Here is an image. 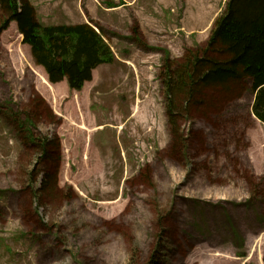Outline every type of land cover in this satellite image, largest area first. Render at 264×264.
Returning a JSON list of instances; mask_svg holds the SVG:
<instances>
[{
    "label": "rangeland",
    "instance_id": "rangeland-1",
    "mask_svg": "<svg viewBox=\"0 0 264 264\" xmlns=\"http://www.w3.org/2000/svg\"><path fill=\"white\" fill-rule=\"evenodd\" d=\"M31 2L57 26L77 1ZM151 33L102 32L121 54L113 83L79 92L49 82L15 24L0 34V264H264V123L249 84L178 95L171 115L165 56L199 46Z\"/></svg>",
    "mask_w": 264,
    "mask_h": 264
},
{
    "label": "trees",
    "instance_id": "trees-1",
    "mask_svg": "<svg viewBox=\"0 0 264 264\" xmlns=\"http://www.w3.org/2000/svg\"><path fill=\"white\" fill-rule=\"evenodd\" d=\"M124 1L110 0L107 5L114 8ZM12 22L23 36V44L30 46L36 63L45 69L49 82L66 80L71 91H81L92 81L97 67L116 60L98 24L45 26L31 0H0V34ZM134 34H138L137 29ZM189 51L178 61L168 53L165 56L162 85L170 97L168 113L173 115L178 95L193 98L201 90L229 91L231 83L245 82L253 95V115L264 123V0H227L206 48ZM26 124L31 125L28 120ZM55 140L45 139L43 155L49 154L53 143L61 147L60 139Z\"/></svg>",
    "mask_w": 264,
    "mask_h": 264
},
{
    "label": "crops",
    "instance_id": "crops-1",
    "mask_svg": "<svg viewBox=\"0 0 264 264\" xmlns=\"http://www.w3.org/2000/svg\"><path fill=\"white\" fill-rule=\"evenodd\" d=\"M76 1V7L73 8V16L68 20L61 21V25H74L89 22L83 10V6H85L87 9L89 7V15L91 16L92 14L95 16V20H93L98 22L103 29V33L106 35H117L118 37L128 39L132 35L135 36L134 30L137 29L151 44L149 37L153 36L151 33L153 26L162 28L167 33H176L182 38L191 40V43L193 41V44L205 48L206 43L203 37L206 38L211 35L213 24L217 17L223 12L227 0H125L123 5L112 9L101 8V10L98 9L100 6L96 4V0H92L95 5L91 3L87 5L88 7L84 3L85 0ZM107 38L109 40L108 35ZM191 38H193V40ZM119 42H121L120 39L118 40V43ZM112 44L117 46L115 39H112L110 45L116 54L117 59L115 63H117L121 61V57L118 56V54L121 55L120 50L116 52ZM26 49L29 51L28 47H26ZM179 55L181 56V54ZM106 66L112 65L103 64L94 70L93 80L88 83V85L92 84V86H90L92 90H101L113 83L109 82V80H113V78H107L108 72L112 70ZM97 77L101 78L103 81L98 82ZM58 92L60 95V90H58ZM75 97L76 96L68 99L70 105L75 106L76 110L77 108H83L84 103L80 96H78L77 102L75 101ZM88 98H90V96H88ZM79 100H81V102ZM58 102H60V98L53 100L51 107L54 109V105ZM96 127L97 126L94 127V133L100 130L102 125L101 127ZM90 141L91 137L89 139V142Z\"/></svg>",
    "mask_w": 264,
    "mask_h": 264
}]
</instances>
